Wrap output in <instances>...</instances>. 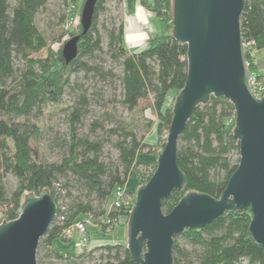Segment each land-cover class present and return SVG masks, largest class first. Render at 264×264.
Returning <instances> with one entry per match:
<instances>
[{"label":"trees","instance_id":"16d2710c","mask_svg":"<svg viewBox=\"0 0 264 264\" xmlns=\"http://www.w3.org/2000/svg\"><path fill=\"white\" fill-rule=\"evenodd\" d=\"M136 1L125 0L131 7ZM138 1L159 19L162 32L150 35L146 48L130 52L124 45L120 21L118 26L105 28L107 52L122 68V75L118 77L122 97L118 102L131 113L142 100L149 99L150 110L158 120L156 133L161 137L167 135L172 119L173 106H165L167 95L172 91L178 94L186 83V46L172 36L173 0ZM14 2L12 6L8 0H0V214L4 216L0 221L18 217L26 194L39 195L49 189L55 204L62 201L65 207L62 213L58 210V216L64 214L65 221L56 220L38 245L43 250L42 257L50 259V264L57 261L84 264L80 259L91 257L95 252L99 255L94 264H136L125 244L89 245L87 251L79 250V253L58 251L53 244L65 241L62 231L88 214L97 219L107 214L112 219L124 218L127 226L129 210L114 208L108 213L107 207L116 186L125 185L135 192L150 178L152 174L145 177L142 171L149 164H153L155 170L156 161L152 163L141 157L150 154L151 145L122 122L106 129L104 116L103 120L97 117L91 122L90 135L80 136L77 126L86 115L88 105L86 97L81 95L68 114L69 131L59 145L62 154L58 160L46 161L38 154L42 143L39 113L31 115L34 108L59 104L71 76L77 71L94 72L102 79L115 77L112 71L91 62L95 54L102 51L97 23L99 15L105 11V0H97L91 28L78 43L77 58L68 65L59 52L55 54L49 49L46 57H33L46 46L35 19L48 0ZM63 2L66 13L61 17L62 22L71 12L76 13L75 0ZM240 27L244 41L253 40L257 50L264 49V0H245ZM72 33L68 29L65 34ZM14 59L25 64L18 76ZM248 70L258 73L255 63L248 66ZM105 114L110 117L109 113ZM234 127V107L225 99L211 97L208 104L195 108L178 143L177 165L186 183L181 191L174 190L163 200L164 213L170 212L188 192L214 199L220 197L238 164V143L232 136ZM97 131L102 135L91 138ZM112 136L116 137L112 146L117 158L104 159L103 148ZM8 175L17 180L11 193L4 183ZM71 180L77 184L76 195L71 192ZM250 219V210L239 211L225 214L203 229L184 230L174 237L173 264H264V250L248 235ZM100 230L107 233L103 227ZM177 238L189 243L191 250L182 246Z\"/></svg>","mask_w":264,"mask_h":264},{"label":"water","instance_id":"95a60500","mask_svg":"<svg viewBox=\"0 0 264 264\" xmlns=\"http://www.w3.org/2000/svg\"><path fill=\"white\" fill-rule=\"evenodd\" d=\"M97 0H85L81 33L61 51L68 65L78 56V43L91 28ZM245 0H173L172 36L186 46L187 75L177 94L166 141L150 178L134 192L125 244L136 264H173L174 237L199 230L219 217L250 210L248 235L264 250V96L253 94L240 18ZM211 97L234 107L232 136L238 164L218 199L188 192L168 213L163 200L181 191L185 176L177 165L178 143L198 105ZM57 206L49 189L24 196L20 213L0 223V264H37L40 239L55 222Z\"/></svg>","mask_w":264,"mask_h":264},{"label":"rangeland","instance_id":"374dc122","mask_svg":"<svg viewBox=\"0 0 264 264\" xmlns=\"http://www.w3.org/2000/svg\"><path fill=\"white\" fill-rule=\"evenodd\" d=\"M13 6L14 0H8ZM72 1V0H68ZM85 0H75L73 3L76 7V17H78V23L72 28V35L66 33V20L61 21V17L66 13L65 5L63 0H48L46 6L39 10L37 13L35 23L36 26L45 40L46 46L40 52L36 53L34 58H44L47 55V50H51L53 53H60L63 45L73 36L80 33V14L81 9ZM72 4V5H73ZM136 4V2H135ZM126 6L129 10L135 6ZM125 3L122 0H105V11L102 12L98 17L97 29L101 38V52H97L94 58L91 60L92 64L100 66L103 70H110L115 75L114 78L102 79L94 72L85 73L83 71H77L71 76L70 84L64 90L59 104H46L39 110L34 108L31 115L34 116L39 113L38 125L41 129V141L39 146L38 154L41 158L46 161L58 160V156L62 154V148L59 147L61 140H63L69 131V120L68 114L70 108L78 101L81 95H84L88 101L87 113L82 118L81 123L77 126V132L80 136L90 135L89 128L91 122L100 117L103 120L104 116V127L106 129L114 128L120 122L129 130L135 132L138 138L144 137V142L151 145L149 155H142L146 158L155 162L157 156L161 153L162 145L166 141L167 135L163 134L159 137L156 133V126L158 123L154 113L151 112L148 102L149 99L142 100L136 110L129 113L118 101L122 97V87L118 77L122 75V68L119 63L111 60L107 52V39L105 28L111 27L112 25L118 26L120 21L125 16ZM140 6L144 11L154 14L142 3ZM80 27V28H78ZM162 32V26H161ZM160 32V33H161ZM125 47L130 52H137L140 49L128 48L124 42ZM148 40L146 41V46ZM62 57V55H61ZM257 62L260 66L259 73L264 71V49L257 51ZM14 69L16 70V76H18L25 69L23 61L18 59L13 60ZM57 65V64H56ZM177 94L172 91L167 95L166 107L174 106ZM105 113H109L110 117H106ZM106 117V118H105ZM102 132L97 131L95 136H101ZM116 140V137L112 136L110 142L106 143L103 148V158H111L115 160L117 158V151L112 146V142ZM32 150L35 152V147L32 145ZM145 154L147 150L144 151ZM237 156L234 155V158ZM147 167H153V164H149ZM144 171V170H143ZM142 171V174L144 173ZM72 179V178H71ZM64 182V180H62ZM5 186L8 193H11L15 189L17 180L13 175H8L4 179ZM71 192L73 195L78 193L77 184L71 180L70 182ZM24 198V197H23ZM4 216L0 214V218ZM125 224V223H124ZM126 225V224H125ZM127 231V226L125 227ZM76 236L72 239H66L63 242H57V246L64 250V252L79 253V249L76 246ZM177 241L185 248L191 250V246L182 238H177ZM127 239L124 241L126 244ZM92 247V246H91ZM193 250V249H192ZM87 251V250H84ZM43 250L37 249L36 260L37 264H50V259L42 257ZM99 252H95L91 257H82L80 260L84 264H94ZM54 264H68L65 261L53 262Z\"/></svg>","mask_w":264,"mask_h":264},{"label":"built area","instance_id":"2783aa9c","mask_svg":"<svg viewBox=\"0 0 264 264\" xmlns=\"http://www.w3.org/2000/svg\"><path fill=\"white\" fill-rule=\"evenodd\" d=\"M136 4L140 5V2L137 0ZM141 7V6H140ZM69 18L66 20V31L68 29L72 30L70 27H74L78 23V17H76V14L73 12L70 13L68 16ZM243 48L246 55V63L248 66H250L252 63H255V57L257 54V48L256 43L253 40H243ZM184 59V57H182ZM258 72V71H257ZM250 88L255 95L256 98L261 99L264 96V71L261 73H251V79L249 81ZM145 174V177H148L150 174L154 172V167H146L143 171ZM143 177V179L145 178ZM59 185L56 184V187ZM134 202V192L127 189V187L124 186H116L113 191V199L112 202L107 207V212L109 213L114 208L116 209H123L125 211L129 210V213L132 210V205ZM57 206V215L56 220L59 221V223H62L65 221L64 214H59L58 216V210L60 213L65 211V207L62 205V201L58 202ZM55 220V221H56ZM2 221H0L1 223ZM120 223V220L117 218L112 219L107 214L106 216H103L99 219L95 218L93 215L88 214L82 217L81 219H78L73 222V224L65 228L62 231V237L65 239H72V237L76 236V246L79 250H86L88 249L90 245V238H89V229L92 227H96L99 229L105 228L106 232L109 233L112 228L116 227Z\"/></svg>","mask_w":264,"mask_h":264},{"label":"crops","instance_id":"0c3cea01","mask_svg":"<svg viewBox=\"0 0 264 264\" xmlns=\"http://www.w3.org/2000/svg\"><path fill=\"white\" fill-rule=\"evenodd\" d=\"M125 16L122 19L123 31H124V42L128 48L133 49H144L146 46V41L152 34H159L161 32V23L152 14L144 11L142 7H138L137 4L129 10L126 6L125 0ZM139 51V50H138ZM257 56V54H256ZM255 64L257 69L260 66L255 57ZM257 70V71H258ZM169 95V94H168ZM90 246H98L104 244H124L126 237V228L124 224V218L120 220V223L109 233H104L102 230L96 227L89 229ZM60 241H55L53 248L58 251H64L59 248L56 244ZM61 243V242H60Z\"/></svg>","mask_w":264,"mask_h":264}]
</instances>
